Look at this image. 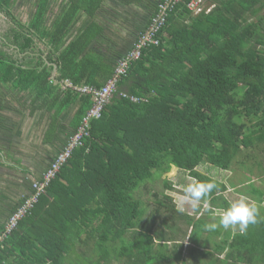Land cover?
Returning a JSON list of instances; mask_svg holds the SVG:
<instances>
[{"label": "trees", "instance_id": "obj_1", "mask_svg": "<svg viewBox=\"0 0 264 264\" xmlns=\"http://www.w3.org/2000/svg\"><path fill=\"white\" fill-rule=\"evenodd\" d=\"M17 1L0 0L13 22L0 47V83L32 91L33 104L53 113L49 141L58 118L79 104L52 162L76 133L85 135L39 201L0 240V264H189L186 239L193 264H264V223L247 235L204 231V224L218 222L211 214L181 212L172 195L148 187L176 166L221 185L212 196L216 209L241 195L264 202V188L253 178L264 177V0H199L195 9L194 0H112L127 13L114 12L108 32L96 17L108 0H32L26 22L12 11ZM139 5L148 9L135 17ZM163 6L167 15L156 41L132 58ZM81 14L90 22L69 38ZM129 14L138 28L133 39L117 27L133 24ZM35 37L50 46L47 62L27 65L6 49L15 45L28 54ZM124 60L129 67L117 76ZM66 80L73 89H62ZM111 81L101 116L83 122L95 94ZM204 163L225 172L210 177L197 169ZM50 165L35 183L45 181ZM143 188L156 199L146 220ZM35 193L33 186L24 199ZM179 223L187 226L184 234Z\"/></svg>", "mask_w": 264, "mask_h": 264}, {"label": "crops", "instance_id": "obj_2", "mask_svg": "<svg viewBox=\"0 0 264 264\" xmlns=\"http://www.w3.org/2000/svg\"><path fill=\"white\" fill-rule=\"evenodd\" d=\"M139 6V8L134 7L138 13L135 17L144 16L148 9ZM125 7L114 4L112 0L104 4L96 17L104 26H107L105 32L110 29L108 23L115 18L113 13L123 16ZM128 16L133 18V24L130 27L124 25L125 29L122 24L117 27L121 26L124 36L133 39L138 30L135 25L136 18L131 14ZM79 17L81 18L74 26L69 38L77 35L85 21H88V24L90 22V18L85 14ZM6 49L16 53L17 57L22 62L25 61L27 65H33L40 59L47 62L50 46L47 41L35 37L34 49L28 54L20 53L15 45L8 44ZM126 49L128 50L129 47ZM54 74H58L57 66H55ZM54 82L58 83L56 79ZM62 89H64L63 84ZM34 96L32 91L10 89L0 83V230L5 226L12 212L22 204L24 197L31 194L35 181L40 179L57 152L66 144L73 129L71 123L74 113L79 106L76 104L78 106L72 107L58 118V127L49 141L47 132L52 123L53 113L40 106L41 102L35 106ZM258 183L260 185L256 183L257 186L264 188V177L263 181L261 178L258 179ZM193 212L195 213L194 210Z\"/></svg>", "mask_w": 264, "mask_h": 264}, {"label": "clouds", "instance_id": "obj_3", "mask_svg": "<svg viewBox=\"0 0 264 264\" xmlns=\"http://www.w3.org/2000/svg\"><path fill=\"white\" fill-rule=\"evenodd\" d=\"M220 191L221 185L216 181H200L197 179L190 180L183 190L184 204L189 205L192 210L200 213V215L209 213L214 221H218L204 224L202 226L204 231L216 232L222 228L224 231L231 230L233 235L237 231L240 235H247L250 227L264 223V217L261 216L264 202H258L246 195H241L238 199L231 202L226 209L214 208L212 206V196ZM179 211L183 212L184 209L180 208ZM2 233L0 232V235Z\"/></svg>", "mask_w": 264, "mask_h": 264}, {"label": "built area", "instance_id": "obj_4", "mask_svg": "<svg viewBox=\"0 0 264 264\" xmlns=\"http://www.w3.org/2000/svg\"><path fill=\"white\" fill-rule=\"evenodd\" d=\"M200 6V1L199 0H194L191 2V7L193 9L197 8ZM163 11L160 13L152 22L150 27L146 30V32L141 36L139 42L136 44L135 50L131 52L129 56L132 58H138L140 56V52L142 47L146 46L150 42H155V35L156 32L161 28L162 24L165 22V16L167 15L166 9L167 6H163ZM129 67V62L127 60H124L121 63V66L117 69V76L123 74L126 72L127 68ZM117 78L114 79L116 82ZM114 81H111L109 85L107 86V89L104 90L102 93H97L95 94L96 97V104L95 106L91 109L89 112L87 118L83 120V122L87 123L89 119L93 117H100L101 116V111L103 107V103L105 99L111 94L112 89L114 88ZM72 87L73 84L66 80L63 82V88L67 89H73ZM85 92H92L91 88L85 87L82 89ZM99 94V95H98ZM83 130V128L81 129ZM85 135L84 131H79L74 135V137L69 141V145L64 153L60 155V157L52 162L50 165L48 171L44 174L45 181L42 183H35L33 186L36 189V193L32 194L31 196L27 197L24 199L22 204L18 207L16 212L13 214V216L10 218L5 231L0 235V240L3 239V237L10 232L17 226L19 223L20 219L24 217L33 207L34 205L39 201V197L42 193H45L46 190V185L48 184L50 178L56 173V171L60 168L62 163L67 160V158L70 156L72 150L82 144V137Z\"/></svg>", "mask_w": 264, "mask_h": 264}, {"label": "rangeland", "instance_id": "obj_5", "mask_svg": "<svg viewBox=\"0 0 264 264\" xmlns=\"http://www.w3.org/2000/svg\"><path fill=\"white\" fill-rule=\"evenodd\" d=\"M58 4L59 1L57 2ZM56 3V4H57ZM32 6V8H30ZM34 10V3L32 0H18L15 6L13 7L12 11L13 13L19 17L23 21H28L32 12ZM11 18L7 13L1 12L0 11V47L2 45V38L5 32L9 29V27L12 25ZM59 148V147H58ZM199 171H201L203 174L209 175L210 177H213L215 179L219 178L220 174L224 173L225 171L218 170L216 169V166L209 164V163H204L200 165L197 168ZM256 175H258V172L256 171ZM258 185V178L257 176L253 177ZM168 180L174 185L173 190H169L165 188V185L163 183V180ZM193 178L190 176V174L187 171H184L182 169H179L178 167H172L170 173L165 174L162 176V178L158 181L154 180L153 183H150L148 187L151 189V191L154 192H159L161 195L165 192L174 198V201L178 208H183L184 211L188 212L190 211L191 213H194L193 210L189 205L184 204V195H183V190L185 186L192 180ZM143 194L141 195L142 199L145 201V209H146V214L144 216V219L146 220L149 214L152 212L153 208L156 206V199L145 189H142ZM179 227L182 229L183 232H180V234H184V232L187 230V226L184 225L183 223H179ZM190 233V232H189ZM187 236L181 235L180 239H183ZM189 241L188 239L185 240V259L189 261V264H193V259L190 258V255L188 253L189 250ZM172 245V244H170Z\"/></svg>", "mask_w": 264, "mask_h": 264}]
</instances>
